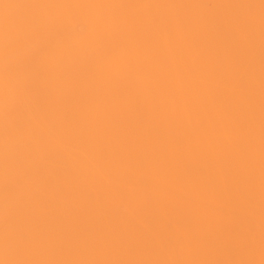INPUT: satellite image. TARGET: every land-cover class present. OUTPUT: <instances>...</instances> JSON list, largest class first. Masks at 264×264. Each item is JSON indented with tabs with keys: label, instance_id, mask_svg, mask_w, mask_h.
<instances>
[{
	"label": "bare ground",
	"instance_id": "1",
	"mask_svg": "<svg viewBox=\"0 0 264 264\" xmlns=\"http://www.w3.org/2000/svg\"><path fill=\"white\" fill-rule=\"evenodd\" d=\"M0 264H264V0H0Z\"/></svg>",
	"mask_w": 264,
	"mask_h": 264
}]
</instances>
